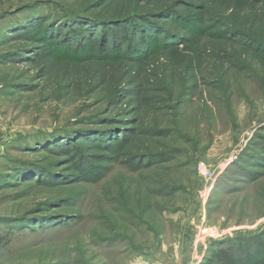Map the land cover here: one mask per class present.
Returning a JSON list of instances; mask_svg holds the SVG:
<instances>
[{
	"label": "rangeland",
	"instance_id": "obj_1",
	"mask_svg": "<svg viewBox=\"0 0 264 264\" xmlns=\"http://www.w3.org/2000/svg\"><path fill=\"white\" fill-rule=\"evenodd\" d=\"M137 4L204 29L131 63L33 56L41 43L14 30L62 11L124 18ZM226 27L264 41V0H0V264H200L218 241L264 233V52ZM93 131L128 136L110 152ZM65 133L67 150L27 147ZM83 159L86 178L9 180L12 161L58 178Z\"/></svg>",
	"mask_w": 264,
	"mask_h": 264
},
{
	"label": "trees",
	"instance_id": "obj_2",
	"mask_svg": "<svg viewBox=\"0 0 264 264\" xmlns=\"http://www.w3.org/2000/svg\"><path fill=\"white\" fill-rule=\"evenodd\" d=\"M52 16V18H46L40 14L36 17H29L27 18L29 20L27 27L21 24L18 30L14 29L17 32L19 31L18 33H21L23 38L34 39V41L41 43V45H38L39 47H35L32 51L33 56L42 55L45 51L48 53L52 50L54 52L61 50L76 61L122 60L127 63L140 62L156 54L171 50V48L174 50L177 46L183 44L187 37L198 36L196 34L204 29H202L203 21L200 17L197 19L187 12L178 11L175 7H165L157 10L151 4L146 7L137 4L135 11L124 18L98 19L67 11H62L59 19L55 15ZM233 31L234 29L226 27L223 32L230 34ZM231 35L240 41L242 40L251 49L264 52V41L252 39L242 33L235 35L233 32ZM94 39H97V41L94 42ZM50 54L54 55V53ZM127 136L125 137V134L124 136L120 135V139L117 140L115 134L93 131L85 137H88V140L92 138L90 142L99 145L98 147L114 152L116 142L127 140ZM59 137L61 144H64L59 145L57 143L53 145L52 142L56 138L59 139ZM73 139L74 136H71L70 133L55 134L48 139L50 141H47V139L33 141L27 147L33 148L40 145L43 146L42 148L46 152L53 153L57 148L66 150L70 148L68 145L72 144ZM261 150L264 151V147ZM24 152H28V150ZM112 157L109 155V158ZM140 158L141 156L131 161H138ZM256 158L258 159L256 164H264V155L258 153ZM150 159L152 157H147L145 160L148 162ZM145 160L143 162H146ZM80 162L78 172L75 175L57 178V175L52 174L49 169L44 170L35 163L12 161V172L9 180L28 178L35 183H40L43 180L48 182L55 180L57 183L58 180L86 178L92 165L84 159ZM91 173L93 178L98 175L95 170ZM6 181L8 180L6 179ZM46 223L47 225L50 224L44 222V225ZM7 243L8 240L4 242V244ZM200 264H264V233L245 241L242 239L218 241L212 245L207 257Z\"/></svg>",
	"mask_w": 264,
	"mask_h": 264
}]
</instances>
